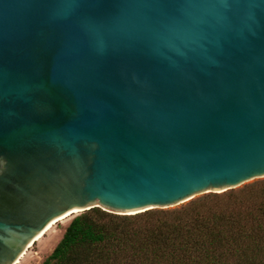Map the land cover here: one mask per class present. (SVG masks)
<instances>
[{
	"label": "water",
	"instance_id": "95a60500",
	"mask_svg": "<svg viewBox=\"0 0 264 264\" xmlns=\"http://www.w3.org/2000/svg\"><path fill=\"white\" fill-rule=\"evenodd\" d=\"M263 180L264 0H0V264Z\"/></svg>",
	"mask_w": 264,
	"mask_h": 264
},
{
	"label": "trees",
	"instance_id": "16d2710c",
	"mask_svg": "<svg viewBox=\"0 0 264 264\" xmlns=\"http://www.w3.org/2000/svg\"><path fill=\"white\" fill-rule=\"evenodd\" d=\"M228 195L130 215L91 208L39 264H264V187Z\"/></svg>",
	"mask_w": 264,
	"mask_h": 264
},
{
	"label": "rangeland",
	"instance_id": "374dc122",
	"mask_svg": "<svg viewBox=\"0 0 264 264\" xmlns=\"http://www.w3.org/2000/svg\"><path fill=\"white\" fill-rule=\"evenodd\" d=\"M262 187H264V180L263 181H248L239 189L233 188L228 189L226 191H222L218 193V201L221 203L228 201L231 197L228 195L229 192L232 193L233 196L241 195L247 193L248 191H259ZM209 193H202L188 201H185L179 205H176L172 208H154V209H165V210H174L182 208L188 205L191 201L199 199L208 195ZM79 213H73L69 219L65 221H58L56 222L52 228L47 231L39 240H35L34 243L30 246V248L26 251L25 257L21 260L19 264H39L41 263L54 249L56 244L62 238L63 233L73 219L75 215ZM122 215V214H121Z\"/></svg>",
	"mask_w": 264,
	"mask_h": 264
},
{
	"label": "bare ground",
	"instance_id": "6f19581e",
	"mask_svg": "<svg viewBox=\"0 0 264 264\" xmlns=\"http://www.w3.org/2000/svg\"><path fill=\"white\" fill-rule=\"evenodd\" d=\"M73 213H68L67 215H65V216H63V217H61V218H59L58 220H56V221H54V222H52V223H50L47 227H46V229L38 236V238L36 239V240H39L47 231H49L51 228H52V226L56 223V222H58V221H65V220H67V219H69V217L72 215ZM25 255H26V252H25V254L21 257V259L17 262V264H19L20 262H21V260L25 257Z\"/></svg>",
	"mask_w": 264,
	"mask_h": 264
}]
</instances>
